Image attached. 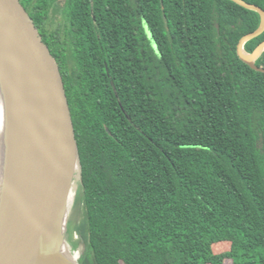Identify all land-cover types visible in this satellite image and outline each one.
<instances>
[{
    "label": "trees",
    "instance_id": "1",
    "mask_svg": "<svg viewBox=\"0 0 264 264\" xmlns=\"http://www.w3.org/2000/svg\"><path fill=\"white\" fill-rule=\"evenodd\" d=\"M21 2L77 105L76 263L264 264V72L237 52L259 12L233 0ZM60 8L63 25L48 27Z\"/></svg>",
    "mask_w": 264,
    "mask_h": 264
},
{
    "label": "water",
    "instance_id": "2",
    "mask_svg": "<svg viewBox=\"0 0 264 264\" xmlns=\"http://www.w3.org/2000/svg\"><path fill=\"white\" fill-rule=\"evenodd\" d=\"M233 1L260 14L258 28L241 37L237 52L252 68L264 72L256 64L264 40L253 52L244 48L264 32V8L246 0ZM0 42L34 101L32 115L16 135L0 186V264H55L52 257L61 252L81 197L77 105L61 59L21 0H0ZM29 139L34 143L26 150Z\"/></svg>",
    "mask_w": 264,
    "mask_h": 264
},
{
    "label": "bare ground",
    "instance_id": "3",
    "mask_svg": "<svg viewBox=\"0 0 264 264\" xmlns=\"http://www.w3.org/2000/svg\"><path fill=\"white\" fill-rule=\"evenodd\" d=\"M33 111L34 101L25 79L21 71L12 66L0 42V185L5 179L16 135ZM33 143V139L27 140L24 149H31ZM63 247L62 245L61 250ZM52 261L55 264H74L61 252L55 254Z\"/></svg>",
    "mask_w": 264,
    "mask_h": 264
},
{
    "label": "rangeland",
    "instance_id": "4",
    "mask_svg": "<svg viewBox=\"0 0 264 264\" xmlns=\"http://www.w3.org/2000/svg\"><path fill=\"white\" fill-rule=\"evenodd\" d=\"M64 23V17H63V11L60 8L59 11L54 15L53 17V23L50 25L48 24V27H59L62 26ZM1 186V185H0ZM81 205V203H79ZM80 205L78 207V210L72 219V221L69 224L68 232H67V239L65 243L63 244V249L61 250V253L66 256L72 263L76 264V259L79 256V251L76 249H72L70 244L75 243L77 244L80 241L79 234L75 230V225L81 220V216L79 214ZM78 217V218H77ZM215 250L218 253L227 252L229 250V244L228 243H220L215 244ZM229 264V263H228Z\"/></svg>",
    "mask_w": 264,
    "mask_h": 264
}]
</instances>
